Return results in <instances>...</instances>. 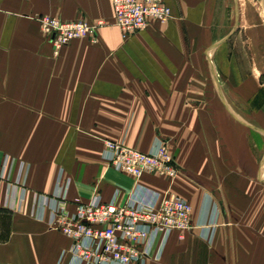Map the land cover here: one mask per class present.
<instances>
[{
    "label": "crops",
    "instance_id": "obj_1",
    "mask_svg": "<svg viewBox=\"0 0 264 264\" xmlns=\"http://www.w3.org/2000/svg\"><path fill=\"white\" fill-rule=\"evenodd\" d=\"M163 1L169 20L149 18L124 38L113 24L112 0H0V264H66L70 239L49 225L40 202L55 191L60 171L69 181L70 209L95 194L111 201L119 191L118 202L126 201L136 180L104 159L106 139L144 152L165 141L180 174L139 181L193 206L192 228L173 231L164 245L159 237L146 264H218L223 226L211 238L201 224L211 217L210 198L220 205L204 174L220 160L234 164L235 132L249 138L253 130L264 139L263 112L257 118L243 107L251 71L264 87V0L243 2L259 10L252 23L259 32L247 34L253 66L237 80H220L225 0ZM38 15L106 25L97 42L78 38L55 55ZM234 107L261 131L236 117ZM240 144V152L249 151V141ZM21 161L25 173L13 190Z\"/></svg>",
    "mask_w": 264,
    "mask_h": 264
},
{
    "label": "built area",
    "instance_id": "obj_2",
    "mask_svg": "<svg viewBox=\"0 0 264 264\" xmlns=\"http://www.w3.org/2000/svg\"><path fill=\"white\" fill-rule=\"evenodd\" d=\"M114 22L124 38L142 29L149 18L166 22L172 17L171 8L163 0H112ZM41 31L50 38L55 55L63 46L78 38L98 40V30L106 25L85 18L67 21L51 15H38ZM103 157L117 171L129 174L136 180L124 203L118 202L119 191L113 200L105 201L95 194L88 201L75 200L68 207L66 197L68 180L60 171L56 189L42 195L43 210H49V225L70 239L62 252L66 264H146L159 237L164 245L170 234L192 228L193 206L178 195L163 193L141 183L145 174H157L173 181L181 169L169 151L167 143L158 144L147 152L129 146L124 140H104ZM10 157L6 156L3 174ZM12 162V161H11ZM25 162H19L16 179L9 185L13 190L22 182ZM212 214L201 224L206 237H213L220 224V208L210 198ZM160 255V254H159Z\"/></svg>",
    "mask_w": 264,
    "mask_h": 264
},
{
    "label": "rangeland",
    "instance_id": "obj_3",
    "mask_svg": "<svg viewBox=\"0 0 264 264\" xmlns=\"http://www.w3.org/2000/svg\"><path fill=\"white\" fill-rule=\"evenodd\" d=\"M245 1L252 0H225L228 7L223 8L225 20L221 31L226 35L221 48L227 51H224L225 56L219 67L220 80L228 76L237 80L239 73L247 76L253 66V48L249 47L247 34L259 32V26L252 24L259 16V10L254 7L245 8ZM251 72L248 76L249 88L245 93L250 103L243 107L257 118H260L259 112H263L261 118L264 123V87L259 86ZM237 92L242 94V89ZM248 125L260 129L257 125ZM235 139V165L228 163L226 166L220 160L217 162L218 167L206 170L207 174H204V179L209 178L206 179L209 181V192L215 196L222 209L219 225L223 226V231L217 248V263L264 264V139L253 130L249 138L246 134L243 136L242 133L241 136L235 132ZM239 140L244 143L249 141V151H239V148H243ZM202 250L205 254L209 252Z\"/></svg>",
    "mask_w": 264,
    "mask_h": 264
},
{
    "label": "bare ground",
    "instance_id": "obj_4",
    "mask_svg": "<svg viewBox=\"0 0 264 264\" xmlns=\"http://www.w3.org/2000/svg\"><path fill=\"white\" fill-rule=\"evenodd\" d=\"M233 110H234V114H235L236 117H238L241 120H243L242 117H244L245 118V122H247L248 124H251L253 126H256V124L253 123L252 121H250V119L248 118V116L243 111L239 110L236 107H234ZM257 130L261 131V129H257Z\"/></svg>",
    "mask_w": 264,
    "mask_h": 264
}]
</instances>
